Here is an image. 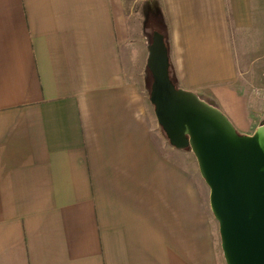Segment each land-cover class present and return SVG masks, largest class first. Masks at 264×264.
I'll return each instance as SVG.
<instances>
[{
    "label": "crops",
    "instance_id": "0c3cea01",
    "mask_svg": "<svg viewBox=\"0 0 264 264\" xmlns=\"http://www.w3.org/2000/svg\"><path fill=\"white\" fill-rule=\"evenodd\" d=\"M145 1L173 81L253 133L264 0ZM131 32L122 0H0V264H227L210 192L130 75Z\"/></svg>",
    "mask_w": 264,
    "mask_h": 264
},
{
    "label": "water",
    "instance_id": "95a60500",
    "mask_svg": "<svg viewBox=\"0 0 264 264\" xmlns=\"http://www.w3.org/2000/svg\"><path fill=\"white\" fill-rule=\"evenodd\" d=\"M150 100L171 144L190 147L210 188L227 264H264V121L240 133L212 99L178 87L170 75L165 36L148 44Z\"/></svg>",
    "mask_w": 264,
    "mask_h": 264
},
{
    "label": "rangeland",
    "instance_id": "374dc122",
    "mask_svg": "<svg viewBox=\"0 0 264 264\" xmlns=\"http://www.w3.org/2000/svg\"><path fill=\"white\" fill-rule=\"evenodd\" d=\"M122 2L124 13L132 29L130 75L133 80L139 81L141 86V83L144 81L143 77H146L145 93L147 99L150 100L153 76L146 64L148 44L152 40L154 30L162 31L164 29V22L161 16H156L150 12V10H153L154 12L158 10L155 3H150L145 0H122ZM260 13L262 15L261 22L264 28V11ZM256 52L258 57L263 55L264 47L261 42L256 44ZM252 72L254 73L251 74V88L255 92V95H257V100L264 102V57L256 61ZM174 83L178 87H181L176 82ZM196 93L202 97L201 94L198 92ZM164 134L166 135L165 131ZM166 138L169 140L167 135ZM171 156L178 162V165L181 168L184 170L187 169V171H180V178L183 174L188 178H191L190 175H192V177L196 180V193L198 192L208 196L210 188L204 177L201 175L198 160L193 150L190 147L180 148L177 153L171 154ZM185 173L187 175H185Z\"/></svg>",
    "mask_w": 264,
    "mask_h": 264
}]
</instances>
